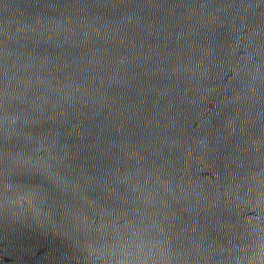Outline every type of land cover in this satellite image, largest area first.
Masks as SVG:
<instances>
[{
  "label": "water",
  "instance_id": "1",
  "mask_svg": "<svg viewBox=\"0 0 264 264\" xmlns=\"http://www.w3.org/2000/svg\"><path fill=\"white\" fill-rule=\"evenodd\" d=\"M264 0H0V264H264Z\"/></svg>",
  "mask_w": 264,
  "mask_h": 264
},
{
  "label": "clouds",
  "instance_id": "2",
  "mask_svg": "<svg viewBox=\"0 0 264 264\" xmlns=\"http://www.w3.org/2000/svg\"><path fill=\"white\" fill-rule=\"evenodd\" d=\"M262 249H264V246H262Z\"/></svg>",
  "mask_w": 264,
  "mask_h": 264
}]
</instances>
